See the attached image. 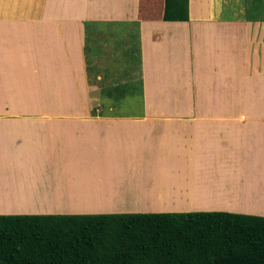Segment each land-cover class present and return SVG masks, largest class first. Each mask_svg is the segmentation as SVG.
Here are the masks:
<instances>
[{
	"label": "crops",
	"instance_id": "obj_1",
	"mask_svg": "<svg viewBox=\"0 0 264 264\" xmlns=\"http://www.w3.org/2000/svg\"><path fill=\"white\" fill-rule=\"evenodd\" d=\"M88 4L162 12L164 0ZM14 5L0 0V15L13 17ZM188 15L182 22H139L145 114H0V214L221 210L264 216V0H188ZM78 25L28 26L41 72L36 79L45 74L66 84L59 102L75 111L82 105L77 81L68 86L67 77L52 74L64 76L60 68L68 74L78 63ZM191 107L201 113L184 114ZM223 108L232 109L223 114ZM170 131L190 149L185 196L183 181L174 178L190 209L163 207L174 205L162 188L173 179L165 176Z\"/></svg>",
	"mask_w": 264,
	"mask_h": 264
},
{
	"label": "trees",
	"instance_id": "obj_2",
	"mask_svg": "<svg viewBox=\"0 0 264 264\" xmlns=\"http://www.w3.org/2000/svg\"><path fill=\"white\" fill-rule=\"evenodd\" d=\"M53 1L14 0V12L25 20H44L52 9L66 17L73 13L68 5L75 0H57L65 3L61 8L46 6ZM40 2L44 6H36ZM162 14L164 20H188V0H164ZM126 65L111 69L127 75ZM93 68L100 74L99 67L88 66L90 77ZM169 133L165 176L173 179L162 188L163 199L174 205H164L190 209L182 201L193 173L190 149L182 135ZM174 178L183 181L182 198ZM0 264H264V216L221 210L0 214Z\"/></svg>",
	"mask_w": 264,
	"mask_h": 264
},
{
	"label": "rangeland",
	"instance_id": "obj_3",
	"mask_svg": "<svg viewBox=\"0 0 264 264\" xmlns=\"http://www.w3.org/2000/svg\"><path fill=\"white\" fill-rule=\"evenodd\" d=\"M90 1L100 2L101 0ZM75 2L73 5H68L78 7L75 13L67 11L66 17L62 15L63 10L52 9L49 12L51 14L46 16L44 21H35L36 19L27 21L19 16V12H15L9 19L0 15V114L76 115L83 113L112 117L145 114L147 108L144 105V81L139 77L137 69L138 64L140 65L138 55L141 53L139 20L143 17L163 19V11H149L151 14L147 16L143 14V11H124L122 14H113L114 10L89 9L88 0H75ZM44 4L45 2H40L36 6L42 7ZM46 6L61 8L65 6V3L55 0L47 3ZM33 21L41 24V27L46 22L80 24L78 25L79 38L74 41L77 47L78 63H75L68 74H66L67 69L60 68L64 76L59 75L56 69L52 74L57 78L67 77L68 86H75L74 79L77 81L80 87L78 95L80 94L81 101H79L82 104L80 109L75 111L72 107L66 106V103L61 106L58 91L59 93L68 92L66 84L60 85L62 81L58 80L54 84L48 81L50 76L45 74L43 78L36 79L41 76V72L36 69L39 60L35 47L31 45L32 37L28 30L29 24H33ZM165 21L182 22L183 20ZM69 44L72 48V43ZM125 64H127V75L125 73L121 75L116 69H111L112 66ZM69 65L67 64V67ZM88 66L99 67V76H95L97 72L93 68L91 72L94 75L90 77L85 70ZM200 109L191 107L184 114L198 115L201 113L202 109ZM231 109L223 108V114L229 113ZM238 113L243 114V109L240 108ZM169 114L175 113L169 112ZM179 114L180 112L176 110V117L181 116ZM152 209L156 208L152 207Z\"/></svg>",
	"mask_w": 264,
	"mask_h": 264
},
{
	"label": "bare ground",
	"instance_id": "obj_4",
	"mask_svg": "<svg viewBox=\"0 0 264 264\" xmlns=\"http://www.w3.org/2000/svg\"><path fill=\"white\" fill-rule=\"evenodd\" d=\"M79 180H81V179H79ZM83 181V180H82ZM72 184H74L73 186H76V184L73 182ZM78 185H79V183H77ZM81 185V184H80ZM73 186H71V187H73ZM77 188V187H76ZM83 189H85V188H83ZM74 191V190H73ZM84 191V190H83ZM83 193V192H82ZM69 195H71V194H69Z\"/></svg>",
	"mask_w": 264,
	"mask_h": 264
}]
</instances>
